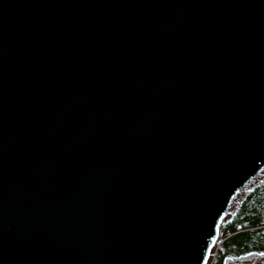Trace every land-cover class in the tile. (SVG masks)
<instances>
[{
  "label": "water",
  "instance_id": "obj_1",
  "mask_svg": "<svg viewBox=\"0 0 264 264\" xmlns=\"http://www.w3.org/2000/svg\"><path fill=\"white\" fill-rule=\"evenodd\" d=\"M264 170V0H0V264H208Z\"/></svg>",
  "mask_w": 264,
  "mask_h": 264
},
{
  "label": "trees",
  "instance_id": "obj_2",
  "mask_svg": "<svg viewBox=\"0 0 264 264\" xmlns=\"http://www.w3.org/2000/svg\"><path fill=\"white\" fill-rule=\"evenodd\" d=\"M216 250L212 249L215 264L227 258L264 255V183L249 187L219 227Z\"/></svg>",
  "mask_w": 264,
  "mask_h": 264
},
{
  "label": "rangeland",
  "instance_id": "obj_3",
  "mask_svg": "<svg viewBox=\"0 0 264 264\" xmlns=\"http://www.w3.org/2000/svg\"><path fill=\"white\" fill-rule=\"evenodd\" d=\"M257 183H264V170L261 171V173L258 175V177L254 180H252L241 192L238 193V195L233 199L232 203H231V207L230 210L228 212V215L230 214V211L232 210V207H235V205H237V203L239 202V200L243 197L244 193L249 190V187H251L252 185H255ZM227 215V216H228ZM220 242L215 243L214 245V250L217 249V247H219ZM214 257L212 256L210 261L208 262V264H215V262H213ZM223 264H264V255H260V254H255V255H249L246 257H242V258H227L225 260V262Z\"/></svg>",
  "mask_w": 264,
  "mask_h": 264
},
{
  "label": "built area",
  "instance_id": "obj_4",
  "mask_svg": "<svg viewBox=\"0 0 264 264\" xmlns=\"http://www.w3.org/2000/svg\"><path fill=\"white\" fill-rule=\"evenodd\" d=\"M213 257H214V255H213Z\"/></svg>",
  "mask_w": 264,
  "mask_h": 264
}]
</instances>
